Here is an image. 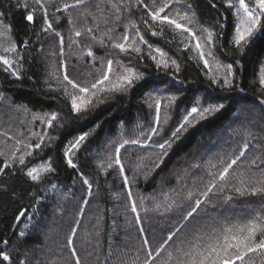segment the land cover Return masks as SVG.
<instances>
[{
    "label": "trees",
    "instance_id": "16d2710c",
    "mask_svg": "<svg viewBox=\"0 0 264 264\" xmlns=\"http://www.w3.org/2000/svg\"><path fill=\"white\" fill-rule=\"evenodd\" d=\"M112 2L121 5L118 19L107 0H86L67 10L63 6L75 0H41L44 8L35 0H0V45H15L14 52L0 50L12 58L10 67L0 63V168L5 161L11 165L0 172V248L11 259H0V264H20L21 259L26 264H76L77 259L79 264H145L149 252L153 259L148 264H176L180 256L176 248L186 250L197 233H211L223 226L221 222L244 223L257 213L264 217V193L235 191L241 179H246L249 189L264 179V87L260 84L264 18L262 30L241 53L234 44L236 11L226 0L174 2L177 9L189 10L196 34L205 35L202 29L213 33V60L219 66L232 65V75L227 77L226 69L213 74L205 67L186 33L150 20L147 11L162 6L164 0ZM29 13L32 21L26 19ZM45 19L52 25L50 29ZM130 22L136 27L129 26L127 31L134 36L138 29L146 41L138 45L139 53L113 47L123 42ZM89 28L91 33L86 31ZM153 30L157 35H152ZM76 31L81 32L80 37L75 36ZM109 32L111 39L105 35ZM89 48L93 56L86 54ZM156 48L165 55L161 57ZM108 60L114 64L110 80L103 85L105 91L84 95L64 80L68 75L77 84L90 87L102 77ZM125 67L142 74V79L131 88L114 90ZM225 78L230 79V87L224 86ZM72 95H84L91 103L73 112ZM155 99L161 105L159 125ZM220 104L223 109L206 114L203 120L197 115L192 126L165 149L168 154L160 167H154L162 156L157 145L172 137L192 107L202 110ZM52 112L57 113V120L49 127L41 118ZM153 127H158V134L149 140ZM29 130L35 136L26 139ZM85 133L90 135L66 157L71 144ZM42 134L44 139L38 142ZM246 139L250 146L230 170L228 180L207 197L200 196L211 179L208 172L222 169L239 155ZM17 140L23 143L19 151ZM125 140L129 143L119 153L125 170L121 175L120 165L113 161L116 148ZM133 140L138 143H131ZM36 143L41 147H24ZM13 151H17L16 157H12ZM25 151L31 155L21 165L18 156ZM68 159L75 167L69 166ZM40 160H47L49 168L33 181L26 173ZM110 163L112 167H108ZM189 192L192 199H186ZM197 198L203 203L185 221ZM133 202L136 212L131 211ZM22 211L26 214L18 221ZM169 235L173 240L157 255ZM249 261L264 264V255H251Z\"/></svg>",
    "mask_w": 264,
    "mask_h": 264
},
{
    "label": "snow or ice",
    "instance_id": "6c2138e0",
    "mask_svg": "<svg viewBox=\"0 0 264 264\" xmlns=\"http://www.w3.org/2000/svg\"><path fill=\"white\" fill-rule=\"evenodd\" d=\"M109 4H111L112 8L115 9L117 12V19L119 18V14L121 12V5L119 3H113L112 0H107ZM137 3H143V0H136ZM155 2V0H153ZM36 4H39L41 8H44V4L41 3V0H35ZM86 3V0H75L74 4H65L63 6L64 10H67L70 7H78L80 5H83ZM173 3V0H164L162 3V6H159L155 8V10L149 9L147 11V16L150 18V20L153 23H159V24H168L170 26H173L176 30H180L182 33H186L188 37H190L192 40H195V49L199 50V58L204 62L205 67H208V60L205 58V52L204 47L205 43H202L201 38L197 37L196 33L192 30L190 27L194 21L191 19V17L185 12L183 15L177 13L176 17H172L169 14L166 13V10L170 8V5ZM249 2H246V0H238V7L235 3L232 2V0H226V5L229 7H237V15L240 17V22L236 27V32L234 36V44L239 47L241 53L245 51V46L249 45L252 38L256 35L258 31L262 30V18H264V0H254V6L250 7ZM144 7L147 9L148 5L145 4ZM188 8H191V5H188ZM125 11L127 9H124ZM57 11H61V9H57ZM101 11H103L101 9ZM28 21L33 20V14L29 13L26 17ZM45 23L47 24V28L50 29L52 27L51 24L47 23V19H45ZM69 23H71V20H69ZM105 23H107V20L105 19ZM145 25L149 28L152 27L148 23V20L144 21ZM135 28V23L130 22L128 26H126V31L122 37L123 42L122 43H115L113 45L114 48H119L121 52H136L139 53L141 51L139 44H144L146 41L144 40L143 35H141V32L137 29L135 31V35L132 36L131 33L127 31L128 27ZM47 30V29H45ZM87 32L91 33L92 29H86ZM111 31V30H110ZM204 33H206V36L204 37V40L206 41L207 45H211L214 43L213 40V33L209 31L208 29H202ZM59 35V33H57ZM105 35L109 36V39H111L110 32L105 33ZM152 35H157V33L153 30ZM75 36L80 37L81 32L76 31ZM93 39H95V36H93ZM131 40V43H128V41ZM103 38L101 39L100 43L103 44ZM63 43V40L61 39V44ZM151 47V46H150ZM188 45H185V48H187ZM15 51V45L12 44L9 47L4 49L5 53L14 52ZM156 53H158L161 57L165 55L164 52H162L159 48H156L154 50ZM63 53V50L61 49V54ZM88 56H93L94 53L89 48L86 52ZM208 55H211V50H209ZM155 59V57H153ZM0 63H3L5 66H11L12 61H10L5 56H0ZM118 63V62H117ZM113 64L114 61L108 60L107 61V69L103 72V75L100 79H97L95 83H92L90 87H84L73 80H71L68 75L64 76V80L67 82L68 85L71 86L72 89L78 90L79 93L87 95L91 93L93 96L96 95L97 91H105L106 89L103 88V85L105 82H108L110 80V75L113 73ZM173 65H176V61H172ZM167 62H164V67H167ZM227 77H230L232 75V65H227ZM179 70V66L177 65V71ZM13 75H16L15 72L12 73ZM142 79V74L135 72L130 67H125L124 71L119 73L117 83L113 86L114 90H120L123 91L125 88H131L134 84V81H138ZM213 83H216V80L213 79ZM223 84L225 87L231 86V81L228 78H225L223 81ZM260 84L262 87H264V74L260 76ZM65 94L67 95V89L65 90ZM84 95L77 96L72 95L71 98V104H72V110L73 112H79L81 110V107L85 104H90L91 99L85 100ZM172 100H175L176 97H171ZM261 103H264L262 101ZM160 103L156 104V118L155 122L157 125L160 124ZM224 108L223 104L220 105H213L206 108H203L202 110L199 107H192L190 111H188L187 115L184 117L183 121L181 122L180 126L175 129V131L172 133V137H170L168 140H165L163 143H160L157 145V147L160 149L162 156L159 158L160 163H156L154 167L159 168L160 164L163 163V156H167V152L165 149L171 148L172 142L178 138L179 134L183 131H186L188 127L192 126V120L196 119V116L198 115L201 120L206 118V114H210L212 112H219L221 109ZM47 120V124L49 127L53 125V122L57 120V113L52 112L50 114H46L45 117L41 118ZM94 131V130H93ZM158 134V127H153L151 129V134L148 136V139L151 140L152 135ZM90 135V133H85L84 135L79 136L74 143L71 144V147L65 152V156L68 157L69 153L72 152L73 149L79 148L81 143L85 141ZM249 135H251L249 133ZM41 139H43L41 137ZM22 142L20 140L16 141L17 151H19V145ZM129 143V141L125 140L123 144H121L119 147L116 148V156L113 161L116 165H120V173L121 175H124V168L121 163V159L119 156L121 148H123L124 144ZM131 143H138L137 140L131 141ZM250 146L249 141L246 139L243 146L241 147L239 151V155L235 156L233 159H231L230 162L226 164V166L222 167V169H219L215 172L209 171L208 175L211 178L209 183L206 186V190L200 193V196L207 197L210 193H212L218 185H222L225 181L228 180L230 170L233 169V166L236 165L242 157L246 155V152ZM26 149H30L32 147L40 148L41 144L37 143L35 145L32 144H25L24 146ZM17 151L12 152V157L17 156ZM0 155H3V152L0 151ZM31 155L30 152L25 151L22 154L18 156L19 163L21 165H24L25 163V156ZM67 163L71 167H75V165L72 163L71 159L67 160ZM223 163V161H221ZM253 164H255V160L252 161ZM11 166L7 161H5L4 167L0 168V172L4 171V168H7ZM108 167H112V163L108 165ZM212 169L216 168L215 164H212L210 166ZM28 177H30L33 181H36L40 178V172L37 168H31L26 173ZM241 177H245V173L241 172ZM124 183L127 186L129 184L127 176H124ZM240 184V187H236L235 191L244 194L245 192H251L252 195H256L258 193H264V179H262L258 186L253 187L251 189L247 186L246 179H241L238 181ZM85 185H89V188L91 187L89 184V181L87 179L84 180ZM222 190V189H221ZM193 193L189 192L186 199H192ZM129 198L131 199V192H129ZM231 198H226V200H230ZM175 202L167 204V208H171ZM203 201L199 198L195 200V205L191 208L190 211L186 213L184 216V220L187 221L189 218L193 217L199 210L201 204ZM160 205H157V208H159ZM131 211L136 212L137 207L136 204L133 202L131 206ZM26 213L20 212L19 215H17L16 219L19 221L21 217H23ZM223 226L221 228H214L211 233L208 234H200L197 233L194 237V239L186 245L185 248L177 247L176 251L180 253L179 258L177 259L176 264H254V261H249V257L251 255H264V217H262L259 213H257L256 216L252 217L251 219L247 220L244 223H230V222H221ZM28 225H25V228H27ZM75 231V229L73 230ZM21 236H24L25 233L22 231L20 233ZM173 235H169L167 239L161 244L160 248L156 250L157 255H159L160 249L164 247V245L168 244L169 241L173 240ZM8 241L5 240L3 242L4 245H7ZM145 245L148 244V241H144ZM68 245H72V239L69 238ZM73 256L76 255L75 250L72 252ZM0 259L3 261H9L11 259L10 255L6 254L2 248H0ZM153 256L152 253H148V260L145 261V264H148V261L152 260ZM172 259V253H168V260ZM20 264H26V260L21 259ZM76 264H79V259H77ZM165 264H168L167 261H165Z\"/></svg>",
    "mask_w": 264,
    "mask_h": 264
},
{
    "label": "rangeland",
    "instance_id": "374dc122",
    "mask_svg": "<svg viewBox=\"0 0 264 264\" xmlns=\"http://www.w3.org/2000/svg\"><path fill=\"white\" fill-rule=\"evenodd\" d=\"M174 2H177V0H173V3H172V10H169V9H167V11H168V13L167 14H169L170 16H172V17H176L177 16V13H179V14H181V15H183L185 12H187V14L191 17V19L193 20V16L192 15H190V12H189V10H185V8H184V10L185 11H183V9H177L175 6H174ZM233 3H235L236 5H237V7H238V0H234V1H232ZM246 2H249V0H246ZM249 6L250 7H253L254 6V0H250V3H249ZM237 7H234V9H235V11H236V15H237ZM237 19H238V24H239V22H240V17L237 15ZM195 25H196V23L194 22L190 27L192 28V27H195ZM128 29V28H127ZM193 30V29H192ZM194 31V30H193ZM129 32V31H128ZM195 32V31H194ZM196 33V32H195ZM187 35V34H186ZM197 35V37H200L201 38V41H202V43H205V47H204V52H205V58L208 60V64H209V66H208V68L210 69V72L211 73H213V74H216V73H223L224 72V70L226 69V66L225 65H222V66H219V64L216 62V61H214L213 60V56H212V54H213V44H211V45H207L206 44V41L204 40V37L206 36V33H205V35H198V34H196ZM191 39V38H190ZM192 40V39H191ZM131 41V40H130ZM130 41H128V43L130 42ZM192 42H193V45H194V48H195V43H196V41L195 40H192ZM6 47H2L1 45H0V50H2V51H4V49H5ZM196 50V49H195ZM209 50H211V55L209 56L208 55V52H209ZM198 52H199V50H196V54L199 56V54H198ZM0 56H5L6 58H8L7 57V54H3V52H0ZM10 61L12 60V58H8ZM10 67V66H9ZM227 70V69H226ZM261 71H262V74H264V63L262 64V66H261ZM160 101H159V99H155L154 100V103H155V106H156V104L157 103H159ZM156 114H157V112H156ZM155 114V115H156ZM161 118H162V116H161ZM24 136H25V138L27 139V138H30V137H34L35 135L33 134V132L31 131V130H29V131H27L25 134H24ZM43 139H44V134H42V136H41ZM41 140V138H39L38 139V142ZM37 144V143H36ZM21 145H23V143H21ZM32 145H35V144H32ZM32 148H34V147H32ZM31 149V148H30ZM26 157V156H25ZM37 168L38 169V171L40 172V175H41V173H43V171H45L46 169H48L49 168V162L47 161V160H40V161H36L34 164H32L31 166H30V168L29 169H31V168ZM28 169V170H29Z\"/></svg>",
    "mask_w": 264,
    "mask_h": 264
}]
</instances>
